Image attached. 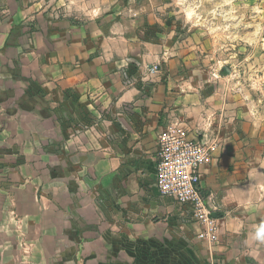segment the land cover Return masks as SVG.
Segmentation results:
<instances>
[{"label": "crops", "instance_id": "crops-1", "mask_svg": "<svg viewBox=\"0 0 264 264\" xmlns=\"http://www.w3.org/2000/svg\"><path fill=\"white\" fill-rule=\"evenodd\" d=\"M106 4L0 0V264H264V108L232 74L150 70L154 43L136 61ZM170 125L215 145L214 227L159 191Z\"/></svg>", "mask_w": 264, "mask_h": 264}, {"label": "rangeland", "instance_id": "rangeland-1", "mask_svg": "<svg viewBox=\"0 0 264 264\" xmlns=\"http://www.w3.org/2000/svg\"><path fill=\"white\" fill-rule=\"evenodd\" d=\"M91 19L105 34L134 37L136 61L144 47L139 40L156 44L150 70L164 66L163 57L203 82L232 74L226 85L251 94L263 110L264 0H107L100 19Z\"/></svg>", "mask_w": 264, "mask_h": 264}, {"label": "built area", "instance_id": "built-area-1", "mask_svg": "<svg viewBox=\"0 0 264 264\" xmlns=\"http://www.w3.org/2000/svg\"><path fill=\"white\" fill-rule=\"evenodd\" d=\"M215 145L204 134L170 125L157 152L156 182L163 196L191 205L198 220L210 219L202 191V167L211 158Z\"/></svg>", "mask_w": 264, "mask_h": 264}, {"label": "water", "instance_id": "water-1", "mask_svg": "<svg viewBox=\"0 0 264 264\" xmlns=\"http://www.w3.org/2000/svg\"><path fill=\"white\" fill-rule=\"evenodd\" d=\"M215 215V214H214Z\"/></svg>", "mask_w": 264, "mask_h": 264}]
</instances>
